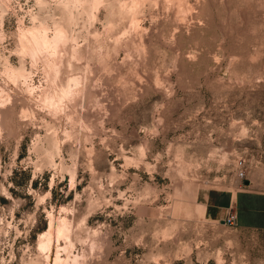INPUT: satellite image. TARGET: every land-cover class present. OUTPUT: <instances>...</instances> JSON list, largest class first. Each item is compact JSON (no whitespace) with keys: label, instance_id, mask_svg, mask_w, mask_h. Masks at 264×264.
Segmentation results:
<instances>
[{"label":"rangeland","instance_id":"rangeland-1","mask_svg":"<svg viewBox=\"0 0 264 264\" xmlns=\"http://www.w3.org/2000/svg\"><path fill=\"white\" fill-rule=\"evenodd\" d=\"M38 22L81 79L58 108L20 50ZM0 91V264H264V226L202 197L264 212V0H0Z\"/></svg>","mask_w":264,"mask_h":264},{"label":"bare ground","instance_id":"bare-ground-1","mask_svg":"<svg viewBox=\"0 0 264 264\" xmlns=\"http://www.w3.org/2000/svg\"><path fill=\"white\" fill-rule=\"evenodd\" d=\"M66 36L65 27L58 25L54 28L53 32L49 33L46 24L43 22H38L32 26L23 27L19 30L20 50L29 52L34 56L39 55L40 57L42 55L45 62L50 66L51 73L48 78L49 81L47 86L39 94V99L47 103L52 109L58 108L63 100L75 98V95L82 89L80 84L81 79L79 80L78 77L68 81H62L60 77L59 61L62 56L60 57L59 53L61 54L60 51H62V44ZM16 72L21 73L20 70ZM21 75L22 74H20V76ZM4 96L2 91H0V101L2 100L3 102L5 99ZM69 102L71 101L69 100ZM66 231L67 228L64 220L59 219L57 222L54 221L53 223V216H50L49 229L42 233L39 238L41 247H43V249L49 248L52 243L53 235L59 237L64 235ZM58 259H54V261L56 262Z\"/></svg>","mask_w":264,"mask_h":264},{"label":"crops","instance_id":"crops-1","mask_svg":"<svg viewBox=\"0 0 264 264\" xmlns=\"http://www.w3.org/2000/svg\"><path fill=\"white\" fill-rule=\"evenodd\" d=\"M234 194L235 196H233ZM202 197L208 207L216 213L219 220H222L229 209L233 208L236 211L238 223L242 226L252 228L264 226V212H261L263 207H252L251 205L242 209L241 201H244L246 196L239 192H208L204 193ZM241 218H244L243 221Z\"/></svg>","mask_w":264,"mask_h":264},{"label":"built area","instance_id":"built-area-1","mask_svg":"<svg viewBox=\"0 0 264 264\" xmlns=\"http://www.w3.org/2000/svg\"><path fill=\"white\" fill-rule=\"evenodd\" d=\"M234 172L236 177L244 182L247 179L246 172L247 166L243 158H237L234 162ZM222 223L226 226H235L237 224V214L233 208L229 209V212L222 219Z\"/></svg>","mask_w":264,"mask_h":264},{"label":"water","instance_id":"water-1","mask_svg":"<svg viewBox=\"0 0 264 264\" xmlns=\"http://www.w3.org/2000/svg\"><path fill=\"white\" fill-rule=\"evenodd\" d=\"M247 183V182H246Z\"/></svg>","mask_w":264,"mask_h":264}]
</instances>
